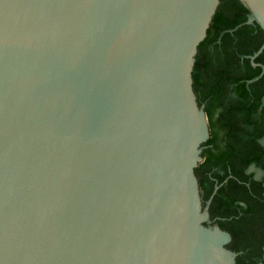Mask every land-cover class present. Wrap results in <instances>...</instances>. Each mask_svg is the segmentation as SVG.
<instances>
[{
    "label": "water",
    "instance_id": "water-1",
    "mask_svg": "<svg viewBox=\"0 0 264 264\" xmlns=\"http://www.w3.org/2000/svg\"><path fill=\"white\" fill-rule=\"evenodd\" d=\"M218 5L0 0V264H236L194 173Z\"/></svg>",
    "mask_w": 264,
    "mask_h": 264
},
{
    "label": "trees",
    "instance_id": "trees-1",
    "mask_svg": "<svg viewBox=\"0 0 264 264\" xmlns=\"http://www.w3.org/2000/svg\"><path fill=\"white\" fill-rule=\"evenodd\" d=\"M248 16L238 0H219L197 47L192 88L209 137L194 173L202 206L218 186L208 213L230 235L236 264H264V49L253 61L259 67L248 58L264 33L246 24ZM251 167L263 174L259 181Z\"/></svg>",
    "mask_w": 264,
    "mask_h": 264
},
{
    "label": "flooded vegetation",
    "instance_id": "flooded-vegetation-1",
    "mask_svg": "<svg viewBox=\"0 0 264 264\" xmlns=\"http://www.w3.org/2000/svg\"><path fill=\"white\" fill-rule=\"evenodd\" d=\"M259 144L262 146V147H264V137L259 141ZM253 170L255 171L256 169H254L253 167H251V168H249L248 169V171H247V173L249 174V173H252L253 174V176H254V179H256V180H260L261 179V177H262V175L260 176V177H258L257 175H255V173L253 172ZM257 172H259L260 173V171H258V170H256ZM216 187V186H215ZM218 187V186H217ZM205 205V204H204ZM209 208V207H208ZM237 256H238V254H237ZM236 256V257H237ZM262 260H264V254H263V257H262ZM235 263H236V259H235Z\"/></svg>",
    "mask_w": 264,
    "mask_h": 264
},
{
    "label": "crops",
    "instance_id": "crops-1",
    "mask_svg": "<svg viewBox=\"0 0 264 264\" xmlns=\"http://www.w3.org/2000/svg\"><path fill=\"white\" fill-rule=\"evenodd\" d=\"M261 46H262V45H261ZM261 46H260V47H261ZM260 47H259V48H260ZM260 54H261V53H260ZM260 54H259V55H260ZM259 55H258V56H259ZM258 56H257V57H258ZM250 57H251V56H250ZM250 57H248L249 60H250ZM257 57H256V58H257ZM253 61H254V60H252V61L250 60L252 67H259V65H258V64H254ZM262 71H263V70H262ZM248 83H250V82H248ZM206 122H207V121H206ZM208 137H209V133H208ZM201 152H202V151H201ZM201 161H202V159H201ZM253 172H254L255 175H257L258 177H260V176L262 175L261 172L259 173V172H257L256 170H255V171L253 170ZM216 187H217V186H216ZM217 189H218V188H217ZM213 195H214V194H212L211 196H213ZM239 205L242 206L241 203H240Z\"/></svg>",
    "mask_w": 264,
    "mask_h": 264
}]
</instances>
